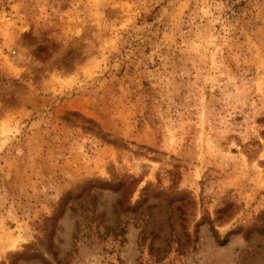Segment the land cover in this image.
I'll use <instances>...</instances> for the list:
<instances>
[{"label": "rangeland", "instance_id": "1", "mask_svg": "<svg viewBox=\"0 0 264 264\" xmlns=\"http://www.w3.org/2000/svg\"><path fill=\"white\" fill-rule=\"evenodd\" d=\"M0 264H264V0H0Z\"/></svg>", "mask_w": 264, "mask_h": 264}]
</instances>
